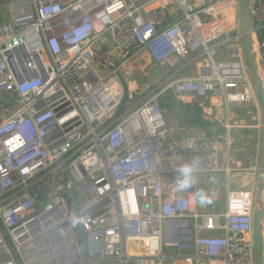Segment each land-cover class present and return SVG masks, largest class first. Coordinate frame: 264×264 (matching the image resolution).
<instances>
[{
    "label": "built area",
    "instance_id": "1",
    "mask_svg": "<svg viewBox=\"0 0 264 264\" xmlns=\"http://www.w3.org/2000/svg\"><path fill=\"white\" fill-rule=\"evenodd\" d=\"M239 4L0 0V264H257L258 174L223 211L200 207L199 178L227 179L232 158L218 136L176 133L157 100H257ZM247 16L263 79L264 0ZM142 56L165 76L147 97L125 71Z\"/></svg>",
    "mask_w": 264,
    "mask_h": 264
},
{
    "label": "crops",
    "instance_id": "2",
    "mask_svg": "<svg viewBox=\"0 0 264 264\" xmlns=\"http://www.w3.org/2000/svg\"><path fill=\"white\" fill-rule=\"evenodd\" d=\"M195 71H196V66L192 64L187 69L186 68L183 69L181 71V75L193 76L195 74ZM143 86H147V83L137 84L135 80L134 82L130 80L131 88L143 87ZM187 98H188L187 102H185L184 100L182 101L184 106L185 105L188 106L186 107L188 109H191L190 104L192 103V100H196L198 102L204 101L203 103L209 100L208 108L210 112L214 113L213 118L211 119L202 118L203 121H207L208 126L201 127L200 125L195 126L193 124H188V123H186L187 125H185L184 123L182 122L180 123L178 121H176L175 123L174 122L171 123L168 122V123L171 125L173 130L178 134L180 133V131H182L183 133L192 136H201V135L218 136L222 140L223 145L225 144L224 148L227 147L226 151H224L223 153L226 156L227 155L231 156L232 162L229 164L230 171L226 175L227 179L221 178V176H219L218 178L210 177L215 182L213 183V185L224 186L226 192L245 187L246 184L249 182V180H251L253 177H256V174H258V170L261 167L263 160L260 150L261 143L258 138L260 132L258 130L256 131L257 128L259 129L260 127H263V122L261 120L262 108L260 107L258 98L255 102H253L255 106V110L253 111L254 116H252V118L250 117L251 110L248 108V106L251 105V103L249 105L246 104L241 106L240 108H236L237 109L236 110L235 108H230L222 99H218V100L213 98L197 99L194 98L193 96H188ZM256 106L258 107L259 111H257ZM244 108L247 109L244 115H247L249 119H252L254 122L257 123L243 124L244 117L240 116L239 115L240 113L238 112L241 109L243 110ZM188 113H191V111H188ZM201 116L202 115L200 114L199 118H201ZM199 121L201 122V120H197V122ZM256 133L258 134V136L256 135ZM201 182H203V180ZM200 193H202L205 197V190L201 191L199 189V194ZM263 199H264V193H263ZM198 202H199V196H198ZM199 205L204 209L202 203L199 202Z\"/></svg>",
    "mask_w": 264,
    "mask_h": 264
},
{
    "label": "rangeland",
    "instance_id": "3",
    "mask_svg": "<svg viewBox=\"0 0 264 264\" xmlns=\"http://www.w3.org/2000/svg\"><path fill=\"white\" fill-rule=\"evenodd\" d=\"M188 67H186V69ZM191 67H193V66H191ZM125 71L129 75V79L135 80V82L137 84L147 83V85H148L147 90L143 93L142 97H144V96L147 97V94L151 93V91L154 89L157 90L159 88L158 86L161 83L165 82V76H161L158 68L153 63L149 62L145 56L137 57L134 60H132L127 65ZM124 83L126 85L125 81H124ZM187 99H188L187 97L182 98V99L174 97L171 94V91H165L162 95H160L157 98L159 104L165 109V118H166L167 122H169V123L174 122L175 123L176 121H178L180 123L181 122L184 123L185 125H187L186 123H188V124H193L195 126L200 125L201 127L208 126V124H202L200 121L197 122V120H202V118H207V119L213 118L214 113L210 112V110L208 108L209 100H207L205 103H203L204 101L198 102L196 100H192V103L190 104L191 109H188V108H186L188 106L187 105L184 106L183 101H182V100H184L185 102H187ZM259 104L261 107L260 101H259ZM176 107H178V108H176ZM248 108L251 110L250 117L252 118V116H254L253 111L255 110V106L253 103H251V105H249ZM188 111H191V113H188ZM246 111H247V109L244 108L243 110L241 109L238 112V113H240L239 114L240 116L244 117L243 118V120H244L243 124L244 123L245 124L257 123V122H254L252 119H249L247 115H244L246 113ZM200 114L203 117L201 116V118H199ZM262 122H263V120H262ZM259 129L257 128L256 131L258 130L260 132V135L258 136L257 133H256V135L258 136L259 141L261 143V147H260L261 155H262V157H264V128L260 127ZM179 134H184V133L182 131H180ZM199 179L201 181L203 180V182H201L199 184V189L201 191L205 190V198L207 201L206 203H203L204 209L208 210V211H223V209H224L223 205H224V202H225V199L227 196V192H226L225 187L221 186V185H219V186L213 185V183H215V182L213 181L212 178H209V177H206L205 179H202V178H199Z\"/></svg>",
    "mask_w": 264,
    "mask_h": 264
},
{
    "label": "water",
    "instance_id": "4",
    "mask_svg": "<svg viewBox=\"0 0 264 264\" xmlns=\"http://www.w3.org/2000/svg\"><path fill=\"white\" fill-rule=\"evenodd\" d=\"M249 0H240L238 27L242 33L243 50L245 60L247 62L251 80L256 88L258 99L262 107V120L264 127V82L258 72L255 62V57L252 49V35L251 26L247 16V5ZM264 157L262 165L258 170L257 187L255 192V209L252 215V243L253 250L256 255L257 264H264V239H263V225H264Z\"/></svg>",
    "mask_w": 264,
    "mask_h": 264
},
{
    "label": "clouds",
    "instance_id": "5",
    "mask_svg": "<svg viewBox=\"0 0 264 264\" xmlns=\"http://www.w3.org/2000/svg\"><path fill=\"white\" fill-rule=\"evenodd\" d=\"M196 161H193L191 164H184L180 169L179 172L183 177L181 180L177 181V190H184L191 186L194 182L192 178V174L196 171ZM199 202L206 203V198L202 193L198 194ZM78 223V220L73 219V224Z\"/></svg>",
    "mask_w": 264,
    "mask_h": 264
},
{
    "label": "trees",
    "instance_id": "6",
    "mask_svg": "<svg viewBox=\"0 0 264 264\" xmlns=\"http://www.w3.org/2000/svg\"><path fill=\"white\" fill-rule=\"evenodd\" d=\"M201 123H202V124H207V121H203V120H201Z\"/></svg>",
    "mask_w": 264,
    "mask_h": 264
},
{
    "label": "bare ground",
    "instance_id": "7",
    "mask_svg": "<svg viewBox=\"0 0 264 264\" xmlns=\"http://www.w3.org/2000/svg\"><path fill=\"white\" fill-rule=\"evenodd\" d=\"M263 81H264V78H263ZM264 200V199H263ZM263 239H264V230H263ZM132 250V249H131ZM129 251H130V249H129Z\"/></svg>",
    "mask_w": 264,
    "mask_h": 264
}]
</instances>
